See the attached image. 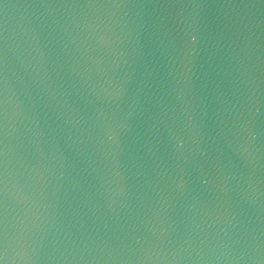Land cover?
Listing matches in <instances>:
<instances>
[{
  "label": "water",
  "instance_id": "1",
  "mask_svg": "<svg viewBox=\"0 0 264 264\" xmlns=\"http://www.w3.org/2000/svg\"><path fill=\"white\" fill-rule=\"evenodd\" d=\"M110 0H0V264H44L80 92Z\"/></svg>",
  "mask_w": 264,
  "mask_h": 264
}]
</instances>
